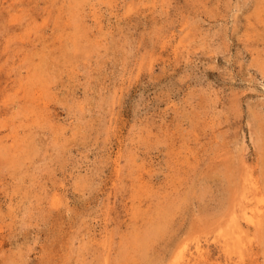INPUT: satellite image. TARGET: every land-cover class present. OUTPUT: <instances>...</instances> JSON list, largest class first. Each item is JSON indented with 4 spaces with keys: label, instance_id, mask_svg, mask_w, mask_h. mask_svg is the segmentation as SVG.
<instances>
[{
    "label": "rangeland",
    "instance_id": "rangeland-1",
    "mask_svg": "<svg viewBox=\"0 0 264 264\" xmlns=\"http://www.w3.org/2000/svg\"><path fill=\"white\" fill-rule=\"evenodd\" d=\"M0 264H264V0H0Z\"/></svg>",
    "mask_w": 264,
    "mask_h": 264
}]
</instances>
